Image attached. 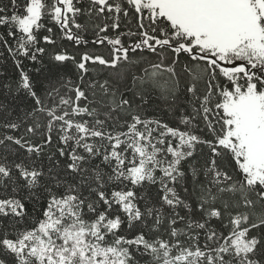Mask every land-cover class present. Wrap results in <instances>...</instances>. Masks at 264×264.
Segmentation results:
<instances>
[{
	"label": "snow or ice",
	"instance_id": "6c2138e0",
	"mask_svg": "<svg viewBox=\"0 0 264 264\" xmlns=\"http://www.w3.org/2000/svg\"><path fill=\"white\" fill-rule=\"evenodd\" d=\"M130 12L137 32L92 42L107 57L55 52L76 62L74 99L55 87L42 98L21 69L33 100L23 134L0 105V264H264V0H0L15 47L0 43L37 61L44 18L87 45L78 16L110 20L96 25L107 33ZM88 65L114 71L86 81ZM177 65L191 113L174 127L143 106L158 88L179 107Z\"/></svg>",
	"mask_w": 264,
	"mask_h": 264
},
{
	"label": "trees",
	"instance_id": "16d2710c",
	"mask_svg": "<svg viewBox=\"0 0 264 264\" xmlns=\"http://www.w3.org/2000/svg\"><path fill=\"white\" fill-rule=\"evenodd\" d=\"M4 3H7V0H3ZM22 2V0H18ZM84 6L87 5V0H82ZM79 6V5H78ZM44 28H41L38 32V38L40 43L38 47L45 48L43 54H37L38 60L32 61L23 55L13 58L12 54L6 50V47L0 43V105L7 107L8 112L10 113V118L21 123V128L16 130L15 134L20 135L24 133V128L32 122V118L29 113L32 112L33 100L27 94V92L20 86L21 80V69L23 72H26L30 79L33 82L34 89L37 91V94L42 98L46 96V92L51 90V88H58L61 95L67 97H72L74 99V93L71 91L75 85L79 84V75L80 72L76 67V62L79 61L80 55L87 51L89 53H95L104 55L107 57L109 55L111 46L105 42L104 45H99L92 43L97 39V36L108 35L109 37L115 36L118 33H127L129 30L137 32V19L133 13L130 12L129 17L125 18L121 15L120 19V28L116 31H113L109 28L107 33H98L96 25H103V23H111L110 20L105 21L102 17H88V16H78L77 23H80L85 26L86 31L78 32L77 29L73 27V32H78L79 35H82L85 40H88L87 45L80 44L76 45L73 41L66 39L61 30L54 22L50 21L48 18L43 19ZM51 27L53 29L52 38L55 40V44H46L43 42L42 37L48 35L46 29ZM0 39L7 40L12 47H15V42L13 39L9 38L7 35L6 27L0 26ZM122 42L127 44L132 43L136 38L128 37L124 35L121 37ZM66 50L69 54L76 57V62L67 61L64 63L55 62L53 56L55 52ZM139 53V50H138ZM146 56L149 60H156V56L147 52L146 50L143 53H140ZM20 61L19 67H17L16 61ZM181 61L188 63V58L186 56H181ZM146 66V65H144ZM192 65L189 64V67ZM89 73L86 77V81L90 77L103 78L109 72L114 70L111 69H102L98 65H88ZM93 69H95L93 71ZM120 71H125L122 67ZM127 71L136 72L137 75L141 74V66H130ZM177 73L180 76L179 88L176 92L178 97L177 103L179 107L173 109L170 105L173 101L170 98H165L160 89H152L149 93L148 103L143 106L144 114L148 117H155L161 119L164 122L169 123L170 126H180L179 117L181 113L190 114L191 107L188 106V100L190 95L186 94L185 86L189 79L188 74L182 71L181 66L177 65ZM168 79L167 74L161 77V80ZM71 81V83H69ZM204 84L201 83L199 88L201 91L204 90ZM91 98V97H89ZM84 101H81L83 104ZM87 118V117H85ZM43 120V117H40ZM182 127V126H181ZM203 128V125H201ZM202 134V133H201ZM33 140H38V135L36 137H30ZM208 158V149L207 148H198L197 162L200 165ZM44 163H47V159L44 158ZM225 163H228L225 161ZM187 169V165L185 166ZM188 181H191V172H187ZM203 179V177H201ZM183 195V193H181ZM31 209V205H29ZM257 212L261 211L258 206L256 209ZM183 214V213H181ZM35 215H39V212H36ZM24 224V222H22ZM31 224V221L28 222V225ZM143 264V262H141Z\"/></svg>",
	"mask_w": 264,
	"mask_h": 264
}]
</instances>
